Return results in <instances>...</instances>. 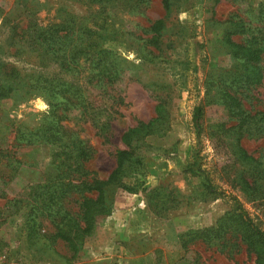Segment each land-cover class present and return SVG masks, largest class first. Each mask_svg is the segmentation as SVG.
Wrapping results in <instances>:
<instances>
[{
  "label": "rangeland",
  "instance_id": "obj_1",
  "mask_svg": "<svg viewBox=\"0 0 264 264\" xmlns=\"http://www.w3.org/2000/svg\"><path fill=\"white\" fill-rule=\"evenodd\" d=\"M15 1L0 0V6L9 11L16 8ZM17 2L22 11L34 5L40 8L39 17L48 22L61 0ZM75 7L86 12L85 6ZM234 16L251 31L264 32V0H177L168 17L161 0H146L138 8L128 5L115 13L114 26L121 35L108 45L127 59V65H135L137 75L134 79L127 74L117 85L122 98L114 103L105 136L92 121L64 112L70 117L62 124L89 149L84 171L90 178L109 176L117 151L129 148L123 134L156 117L158 96L167 101V113L151 134L136 138L137 149L126 173L107 189L109 211L99 217L75 256L56 236L58 204L48 201L52 210L44 204L47 176L59 173L66 161L65 152L44 142L40 134L48 102L42 96L21 97L22 92L0 100V255L16 264H256L255 255L237 236L209 243L196 233L216 226L232 202L224 194H207L200 179L184 170L189 151L198 147L216 183L227 187L218 172L229 159L216 154L206 135L208 126L226 120L227 114L218 97L207 93L206 82L237 66L223 40L224 22ZM162 18L166 25L154 41L151 25ZM11 25L12 21L3 25L0 18V79L4 66H30L10 52ZM232 38L245 41L240 34ZM151 50L148 59L159 56L153 61L142 58ZM243 104L252 113L264 111V76L246 92ZM197 105H204L205 111L200 136L193 121ZM20 129L23 138H18ZM243 145L255 156L264 154L263 136L249 135ZM80 202L79 194L73 193L63 205L78 215ZM245 206L264 228V208L251 202Z\"/></svg>",
  "mask_w": 264,
  "mask_h": 264
},
{
  "label": "trees",
  "instance_id": "obj_2",
  "mask_svg": "<svg viewBox=\"0 0 264 264\" xmlns=\"http://www.w3.org/2000/svg\"><path fill=\"white\" fill-rule=\"evenodd\" d=\"M145 1L61 0L53 20L48 22L39 17L40 8L35 5L25 7V11L17 0L16 8L9 11L0 6L3 25L12 21L8 34L10 52L30 64L28 68L16 64L4 66L0 100L22 92L25 95L21 97L42 96L48 102L44 114L46 124L40 134L44 142L65 152L66 161L60 165L59 173L47 176L43 186L48 187L49 194L44 204L50 210L48 201L58 204L56 236L69 246L73 256L84 237L94 231L99 217L109 211L107 189L126 173L137 149L136 138L151 134L153 125L167 113V101L158 96L156 117L130 127L123 134L122 139L129 148L117 151L116 167L106 179L90 178L84 171L83 162L89 156V149L76 132L69 131L62 124L70 117L64 113L68 111L80 119L92 121L100 135L107 134L114 103L122 98L116 90L117 85L127 74L134 79L137 75L135 65H127V59L108 45L121 35L114 26L115 13L128 5L138 8ZM161 2L168 17L177 0ZM76 4L85 6L86 12L77 11ZM22 22H25L24 26ZM224 23L227 26L223 40L237 66L230 74L206 82L207 93L218 97L227 114L226 120L209 125L206 135L216 154L229 159L220 165L218 172L219 180L227 187L216 183L213 171L202 162L198 147L189 151L190 159L184 170L200 179L207 194H224L232 202V208L220 217L216 226L196 233L209 243L227 235L237 236L255 255L256 264H264V228L245 206V202H251L264 208V154L255 156L243 145V139L249 135L264 137V111L252 113L243 104V96L260 84L264 76V32L251 31L242 19L235 16ZM165 25V18L151 25L152 40H158ZM236 34L244 36L245 41L233 40ZM151 53L154 51L145 53L142 58L148 59L146 54ZM156 56L159 55L148 60L153 61ZM204 112V105L195 107L193 121L198 136L204 130L201 122ZM23 136L22 131L18 138ZM236 190L241 195L236 194ZM73 193L81 198L78 215L71 214L63 205ZM91 193L96 195H89Z\"/></svg>",
  "mask_w": 264,
  "mask_h": 264
},
{
  "label": "built area",
  "instance_id": "obj_3",
  "mask_svg": "<svg viewBox=\"0 0 264 264\" xmlns=\"http://www.w3.org/2000/svg\"><path fill=\"white\" fill-rule=\"evenodd\" d=\"M0 264H16L14 260L7 257L5 254L0 255Z\"/></svg>",
  "mask_w": 264,
  "mask_h": 264
}]
</instances>
